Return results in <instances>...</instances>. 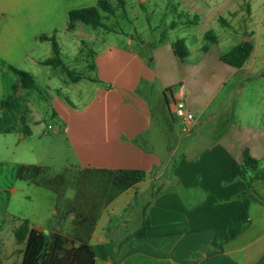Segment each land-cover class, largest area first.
I'll return each mask as SVG.
<instances>
[{"label":"crops","instance_id":"0c3cea01","mask_svg":"<svg viewBox=\"0 0 264 264\" xmlns=\"http://www.w3.org/2000/svg\"><path fill=\"white\" fill-rule=\"evenodd\" d=\"M33 1L0 0V116L5 119V115L11 112H16V117L26 113L35 126H41L50 114L58 121L59 136L64 138L65 147L73 157L68 169L72 172L69 175L60 173L52 179L61 182L63 191L67 192L64 198L70 204L75 200L79 202V214L86 212V192L91 196L90 203L98 207L95 212L98 220L89 242L95 264H113L112 257L118 246L112 236L100 238L99 229L103 225L102 229L112 232L111 224L118 218L114 207L121 200H124L121 212L125 215L121 230L132 223V203L139 198L143 185L150 190V198L137 207L136 212L141 220L140 227L146 216L150 228L145 239L134 241L131 248L121 252L118 264L131 261L130 264H264V247L255 246L264 236L260 233L251 241L241 239L251 229L252 217L249 216L241 235L225 241L241 205L239 179L245 145L229 131L214 142H206L201 136L206 123L202 127L197 120L208 113L217 93L239 70L222 62L221 57L244 42L232 46L227 52L219 49L220 41L211 44L207 51L202 50L206 44L201 41L190 46L187 37L197 32L200 40L205 39L210 27L222 19L217 18L211 6L201 7L195 0L198 6L195 12H181L185 21L172 22L169 28L184 31L181 39L189 52L185 59L174 53L173 46L178 40L165 43L162 39L167 34L165 31L156 36L158 41L149 39L142 42L140 48L134 47L130 33L125 48L115 42H103V47L95 44L88 49L82 37L87 25L76 22L73 28L76 27L75 31L81 34L73 41L75 61L70 65L63 59V49L57 41L61 64L44 65L45 61L54 58V52L50 41L42 42L38 38ZM78 1L83 6L76 5V9L95 6L94 0ZM51 12L49 9L41 15L40 21L51 24ZM54 27L51 25L46 29L47 33H53ZM65 29L68 30L67 26ZM93 29L96 33L89 34L90 37L101 44L99 31ZM152 30L156 33V28ZM251 39L252 36H248L246 41L251 42ZM43 43L48 47H43ZM148 46L151 49L145 54L143 49ZM83 47L91 60L81 58ZM214 49L217 54L212 55ZM217 60L223 68L216 65L215 69H223L225 80L212 94L209 90L212 76L206 87L200 70ZM24 65H28L27 68ZM11 67L27 71L32 77L30 67L53 70L47 75L45 94L39 87L24 89ZM60 68L62 73L54 72ZM30 91L40 93L41 97L30 96ZM176 101L184 102L195 115L187 132L182 131L181 124L174 117ZM197 129L196 135L204 146L196 148L193 138L186 139L182 134L188 136ZM27 135L30 139L34 133L30 131ZM35 135L38 146L31 149V155L35 159L34 166L40 168L42 155L50 150L45 142L58 135L49 136L41 130ZM23 140L24 137H20L17 145ZM252 156L257 158L254 154ZM117 170H142L146 172V178L107 203L104 182L94 176ZM84 176H88L87 181ZM90 181L99 188L87 189L86 184ZM67 182L75 194H68ZM260 182L255 181L253 187ZM71 209L69 213L74 207ZM106 215L110 216L107 223L103 222ZM131 234H124L121 242ZM23 244L26 247V243ZM137 244L140 247H135Z\"/></svg>","mask_w":264,"mask_h":264},{"label":"rangeland","instance_id":"374dc122","mask_svg":"<svg viewBox=\"0 0 264 264\" xmlns=\"http://www.w3.org/2000/svg\"><path fill=\"white\" fill-rule=\"evenodd\" d=\"M99 1L94 0L95 7H98ZM107 1L115 8V13L110 15L101 11L104 14L103 26L99 27L100 29L97 28L101 44L95 43L96 41L90 37L89 34L96 33V30L91 26H87L83 31L84 36L82 37L88 49H92V45L95 44L103 47V42H115L121 48H125V41L130 33L133 35L135 48H140L142 42L149 39L158 41L159 38L157 39L156 36L162 31L167 32L162 38L165 43L182 40L184 31L169 29L171 23L185 21L180 13H187L190 10L195 12L198 8L195 5V0H125L124 8L119 6L117 0ZM79 2L78 0H35L31 3L36 7V25L38 34H40L38 38L42 40L44 36L54 37L62 46L63 59L70 65L75 61L72 53L73 41H76L81 32L75 31L76 27L73 28L76 23L71 27L69 12L75 10L76 5L83 6ZM197 2L201 7L211 6L216 12L217 18H222L228 23V26H225L220 19L214 27L209 29L218 37L219 49L227 52L232 46L245 42L248 36H252L251 42L254 46L253 53L242 69H239L236 75L217 93L208 113L197 119L202 123V127L206 123V128L202 130L201 136L206 142L211 143L225 132H232L249 150L250 155L254 154L257 157L256 160L264 171V0H198ZM49 9L52 11V23L47 25L40 21L39 17ZM5 12L4 14H6ZM51 25L56 27L50 34L46 29ZM66 26L68 30L65 29ZM154 28H156V33L152 30ZM245 34L246 36H244ZM191 35V37H187L190 46H195L198 41L208 47L211 46L207 40H200L197 32H193ZM42 42H46V40ZM41 45H44L45 48L48 47L47 43ZM151 46L153 47V45ZM151 46L144 48L143 52L147 54ZM83 49L84 54L81 58L91 60L87 49L85 47ZM215 49L219 53L218 48ZM215 49L212 50V55L217 54ZM216 65L220 66L218 60L211 62V65L207 63L200 70L204 76L202 83H205L203 85L206 87L209 86V77L212 76L209 87L212 94L225 80L223 67H217L216 71ZM24 66L27 68L28 65ZM4 67L7 66L4 65ZM209 68L213 69L209 71ZM30 70L34 75L37 87L45 94L47 75H50L53 70L37 67H30ZM62 71L61 68L54 69L56 73H62ZM4 76L6 75H2V77ZM29 93L30 96L41 97L38 92L30 91ZM5 116V119L0 116L3 129V132L0 133V264H22L25 244H19L15 237L20 226L26 225L29 229L38 233L44 232L46 235L57 232L71 238L78 232L80 221L74 215L69 214V211L72 210L71 207H74L73 210L77 212L76 200L70 204V201L64 198L67 192L63 191L61 182L52 179L60 173L69 175L72 172L68 169L73 162V157L65 147L64 138L59 136L58 121L51 114L45 118L41 126H35L26 113L22 117H16V112L8 113V116ZM196 117L198 116L196 115ZM39 130L47 132L49 136H58L45 142L46 147L50 150L42 155L39 161L41 167L36 168L31 149H36L38 146V138L35 134ZM30 131L34 133V136L29 139L27 134ZM197 131L198 129L194 130L188 136L182 134L186 139L193 138L196 148L204 146L201 138L196 135ZM22 136L24 140L18 146ZM68 178L70 179L71 176ZM51 179L52 181L47 183ZM66 187H68L69 195L75 194V190L69 188L68 182ZM140 188L139 198L132 203L131 213L134 215L132 223L121 230L120 224L125 219V215L121 212L124 200H121L114 207L118 218H113L112 232L109 233L106 229H102V225L98 233L100 238L112 236L111 238L118 246L124 234H131L140 227L141 220L137 216L136 208L145 204L150 198V190H147L144 185ZM254 189L259 203L251 205L249 216L252 217L253 224L247 234L241 238L244 241H251L260 233L261 236H264V182L257 184ZM73 216L75 219L72 218ZM109 217L106 215L103 222L107 223ZM132 246L124 248L122 253ZM255 246L264 247V238ZM135 247L138 248L140 245L137 244ZM120 258L121 255L117 258V263Z\"/></svg>","mask_w":264,"mask_h":264},{"label":"trees","instance_id":"16d2710c","mask_svg":"<svg viewBox=\"0 0 264 264\" xmlns=\"http://www.w3.org/2000/svg\"><path fill=\"white\" fill-rule=\"evenodd\" d=\"M117 1L119 6L124 8L125 0ZM101 11L113 15L115 13V8H113L107 0H101L98 3V7L94 6L71 10L69 12L71 27H73V24L76 22H81L95 29L102 27L103 17L101 16ZM221 23L228 26V23L225 20L221 19ZM205 39L211 44L218 42V37L213 32L206 33ZM42 40L50 41L54 52V58L45 61L44 65H60L61 53L56 39L54 37L44 36L42 37ZM207 49L208 46L202 48L203 51H207ZM173 50L180 59H185L189 55L185 43L182 40H178L174 44ZM253 51L254 46L252 43L246 41L232 48L228 53L223 55L221 61L236 69H241ZM10 69L19 78L20 84L24 89H37L35 80L28 72L12 67ZM1 120L2 119L0 118V133L3 132ZM241 172L242 174L239 179V184L241 186V205L232 225L227 231L225 238L226 242L234 240L245 231L249 222L250 206L253 201H258L255 196L253 184L255 181L264 182V171L260 168L258 161L250 155L248 149L245 150L243 155ZM96 175L97 176H94L96 180L104 182L102 185H104L103 189L106 194H108L106 198L107 203H110L123 192L135 187L146 178V172L142 170L103 171ZM88 176H84L86 181ZM93 187L94 189L99 188V186H95L94 182H87V189ZM84 198L86 202V206L84 207L86 212L81 215L78 213V207H76L77 212L73 210L69 213L77 217L80 221L78 224V232L73 238L57 232L48 235L37 233L35 231H30L29 227L26 225L20 226L17 229L15 233L17 242L19 244L26 243L22 264H95V256L89 242L96 221L98 220V215L95 213L98 211V207H95L90 203L92 200L88 192L84 194ZM78 200L80 201V197H78ZM78 204L79 202L77 201L76 205ZM149 228L150 221L145 216L140 229L129 235L118 245L117 251L112 257L113 264H118L117 258L120 256L124 248L131 246L136 240L145 239Z\"/></svg>","mask_w":264,"mask_h":264},{"label":"built area","instance_id":"2783aa9c","mask_svg":"<svg viewBox=\"0 0 264 264\" xmlns=\"http://www.w3.org/2000/svg\"><path fill=\"white\" fill-rule=\"evenodd\" d=\"M174 117L181 124L182 131L187 132L195 121V115L182 101H176L173 107Z\"/></svg>","mask_w":264,"mask_h":264},{"label":"water","instance_id":"95a60500","mask_svg":"<svg viewBox=\"0 0 264 264\" xmlns=\"http://www.w3.org/2000/svg\"><path fill=\"white\" fill-rule=\"evenodd\" d=\"M246 41V40H245Z\"/></svg>","mask_w":264,"mask_h":264}]
</instances>
